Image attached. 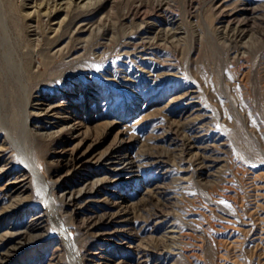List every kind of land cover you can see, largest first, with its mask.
Returning <instances> with one entry per match:
<instances>
[{
	"label": "rangeland",
	"instance_id": "rangeland-1",
	"mask_svg": "<svg viewBox=\"0 0 264 264\" xmlns=\"http://www.w3.org/2000/svg\"><path fill=\"white\" fill-rule=\"evenodd\" d=\"M32 1L0 0V167L27 181L15 196L0 175V264H264V0H102L28 16ZM27 91L31 111L57 116L30 114L26 133ZM118 145L139 167L108 173L90 201L61 198L81 174L107 176L77 169V155ZM26 156L78 253L56 216L28 230L50 207Z\"/></svg>",
	"mask_w": 264,
	"mask_h": 264
},
{
	"label": "bare ground",
	"instance_id": "bare-ground-1",
	"mask_svg": "<svg viewBox=\"0 0 264 264\" xmlns=\"http://www.w3.org/2000/svg\"><path fill=\"white\" fill-rule=\"evenodd\" d=\"M33 1L30 4L31 9L29 11H27L28 16L32 13V11H33V13L36 12L37 15H39V14L48 15L51 11H54V9L61 7V5L65 6L66 9L73 7L74 4H76L77 6L82 5V7H86L87 9H91L94 6H96V4H100V2L102 0H83V1L82 0H40V1L34 2V3H33ZM3 22L5 23L4 20H3ZM59 25H60V23L58 24V26ZM58 26L54 27L53 29L56 30L58 28ZM18 66L20 69H22L21 62H20V64H18ZM18 80H20V81L23 80L22 70H20V72L18 74ZM35 103L36 104H42L40 102V100L35 101L34 104ZM31 105L32 104L29 101V92H28L27 98H25V100L23 102V106H22V109H23L22 124L24 127V131L26 133L29 132L28 121H29L30 114L43 115V117L57 116V113H55L52 106H49L46 108V107H41L40 105H37V107H35V109H32L33 111H31L29 108V107H31ZM45 119H48V118H45ZM50 120L51 119H49L48 121H50ZM46 121L47 120H44L45 124L44 125L42 124L41 127H43V128L45 127V125L47 123ZM67 127L70 129L69 130L70 132H73L74 129L76 128L74 123L68 124ZM37 132L39 133V132H41V130H37ZM6 136H8V135H6ZM141 155H142V153H141ZM75 159H76V165L78 166L77 169H80V170L84 169L85 172H87V171L90 172V170H86V166L94 163L95 165H101V169L107 173L106 174L107 176L102 175V176H93V177L91 176V177H89V174L87 172L85 174L79 175V177L76 178L73 182L65 183L62 186L61 192L59 194L62 195V196L60 195L62 199L68 200L69 202L71 200H75L79 196L84 197V201L85 200L90 201L88 198L91 197L93 194H95V195L99 194L100 190L102 189L103 182H107L108 178H110L108 173L112 177H114L117 173H122V171H124L126 169H128V170L134 169L135 170L136 167L138 166L137 165L138 163L136 164V157H134V154H131L126 148L124 149L123 145H118L116 147H112L111 149L99 154L98 156L95 157L94 161L86 162V160L79 157V155H77L75 157ZM24 160H25L23 162L24 165L29 169V171L34 172L33 174L35 175V179H37L36 183L39 184V182H37L38 180L42 183V186L40 187V190L42 191V193L40 191L41 200H44L46 206L50 207V209H48L46 212H44V211L41 212L42 216L32 214V218H31L32 221L28 222V225H29L28 230H38V229L42 228V226H44L43 221L46 220L47 215L48 216L49 215L56 216V219H57V222H56L57 226L55 225L56 230L58 231L60 236H62L63 239L66 241V243H67L68 247H70L71 251H73L74 253H78L75 241L68 234L67 228L59 219V212L56 209L57 205L55 204V199H54V195L52 193V188H50L48 183L44 182L43 179H41V180L39 179L40 174L37 170L35 162L33 160H30L27 156L25 157ZM148 161H149V159H148ZM5 164H6V162H5ZM87 168H88V166H87ZM1 174H5L6 176H8L6 178V181L3 183V185H4L3 188L8 190L10 192L9 194H12V195L14 194L16 196V195H18V193L24 192V190L27 187V184H26L27 181L25 180L24 176H22L20 173H16V172L10 174L9 168L7 166L0 167V175ZM116 201L120 202L121 198L120 199L117 198ZM15 205H13V206H15ZM17 207H19V206H16V208ZM21 232H23V231H20V230L11 231L10 235L13 238L18 239L20 237V235H15V234L16 233L22 234ZM14 245H15V243H11L10 246H8L6 249L7 250L10 249ZM15 248H18V247H15ZM75 261H76V259H75Z\"/></svg>",
	"mask_w": 264,
	"mask_h": 264
}]
</instances>
